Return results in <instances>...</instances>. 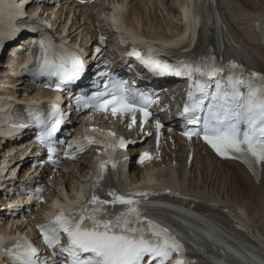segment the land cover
I'll list each match as a JSON object with an SVG mask.
<instances>
[{
	"label": "snow or ice",
	"instance_id": "1",
	"mask_svg": "<svg viewBox=\"0 0 264 264\" xmlns=\"http://www.w3.org/2000/svg\"><path fill=\"white\" fill-rule=\"evenodd\" d=\"M34 44L38 46L39 54L34 56V67L26 65L24 70H31L42 77H54L58 90L84 72L83 59L66 46L56 45L44 38L34 41ZM130 55L136 56L154 73L187 77L188 99L180 115L186 125H199L202 122V127L197 131H185L183 135L189 139L193 135L202 136L217 154L242 160L256 174L255 166L264 162V75L249 73L246 76L241 70L221 78L219 74L224 69L211 57L200 61L177 59L175 63H169L160 59V52L151 46H148L146 55L135 48ZM123 83L113 80L109 87V83L105 82L103 91L94 92L87 98L77 97V102H83L86 108L103 111L110 108L114 116L130 113L133 124L136 122L135 113L139 112L143 127L151 115L148 111L149 98L144 93H130ZM105 93L110 98L101 99ZM51 107L52 112L47 116L31 113L33 121L41 125L37 139L42 144L48 143L56 134L66 115L59 111L58 105ZM161 127V123L156 121L157 141ZM84 142L101 143L85 134L83 140L77 142V150L83 151ZM125 143L122 138L117 141L120 147H124ZM117 144L109 146L105 143L103 154L109 159L97 165L90 199H82L78 211L58 208L46 224L38 225L45 243L51 248L60 242L61 233L66 234L67 244L59 249V254L67 255V264H166L173 253L177 256L174 264H193L186 257L182 232L169 225L157 212L158 208L169 206L150 201V191L119 193L112 190L106 194L111 199H102L96 194L107 165L110 164L112 168L116 166L108 150H114ZM68 154L66 151L65 155ZM150 158L149 153H141V162ZM117 205L120 207L117 208ZM197 219L200 223L194 231L203 233L214 244H222L221 251L225 252L226 257L230 255L236 258L218 261L217 264H264V258H258L252 252L243 254L223 244L216 225L203 218ZM182 223L189 229L193 228L186 221ZM4 250L12 257L14 264H48V261L40 260L37 249L23 239H18Z\"/></svg>",
	"mask_w": 264,
	"mask_h": 264
},
{
	"label": "bare ground",
	"instance_id": "2",
	"mask_svg": "<svg viewBox=\"0 0 264 264\" xmlns=\"http://www.w3.org/2000/svg\"><path fill=\"white\" fill-rule=\"evenodd\" d=\"M15 1L19 5L26 2ZM218 2L220 12L228 22L230 30L241 41L255 48L264 61V46L259 45L257 38L250 32L254 19L264 14V0H218ZM191 3L197 10V17L193 22L188 18V14H191ZM34 4L36 3H31L30 6ZM65 7L72 14V26L69 31L73 33L74 39L75 36L86 35L91 38L92 44H101L97 41L96 29H105L110 33L111 27L108 23L111 22L110 12L114 7L120 8L115 20L121 21L123 30L129 28L148 39L166 42L172 40L176 42L180 39L182 43L189 41L193 43L202 37L205 38L210 29L203 0H99L91 6L84 7H73L65 3L51 19L52 22L59 20L60 24L65 23L62 20ZM101 14L106 15L102 21L99 17ZM6 15L13 13L6 12ZM43 20H47V17L45 16ZM1 21L4 23V20ZM188 21L189 29L194 31V34L182 36L181 33L185 30L182 26ZM95 22L98 23L97 26L93 25ZM31 37L26 40L29 42ZM6 57L7 53L0 52V58ZM18 59L9 57L4 63L0 62V97L9 92L5 85L10 82L8 79L10 71L27 63ZM7 64L9 67H6ZM42 91H39L40 96L43 94ZM31 98L29 95L26 97ZM20 100H24V97ZM119 132L126 133L128 138L136 134L122 128H119ZM152 141L153 138L148 135L144 141L137 142L138 148H147L154 154L152 161L142 166H135L131 161H121L124 157L134 154L136 149H132V152L126 150L112 154V159L115 161L118 159L120 164L116 169L118 175L116 186L128 189L151 187L172 189L187 192L205 201L216 202L222 205L220 208L223 206L228 208L250 236L264 246V167L260 180L257 181L237 161L215 159L197 139L186 140L176 130H163L157 148H154ZM98 151L91 150L83 155L76 165L61 167L56 172L42 168L37 172L25 170L21 175L44 186L48 198L59 197L61 193L67 191L79 192V187L89 178L90 172H93V162ZM4 156L5 153L0 150V163L3 165L10 162L6 161ZM14 156L16 157V154ZM67 197L71 199L73 193H68ZM23 224V221L15 222L14 229H22Z\"/></svg>",
	"mask_w": 264,
	"mask_h": 264
}]
</instances>
